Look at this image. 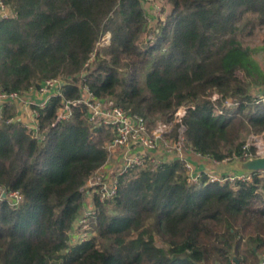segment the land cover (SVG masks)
<instances>
[{"label":"trees","instance_id":"1","mask_svg":"<svg viewBox=\"0 0 264 264\" xmlns=\"http://www.w3.org/2000/svg\"><path fill=\"white\" fill-rule=\"evenodd\" d=\"M6 1L13 15L0 21L1 85L26 92L47 78L61 77L65 84L62 95L40 110L43 139L20 120L8 122L16 116L14 105L0 113V188L23 195L18 205L0 198V264H260L264 172L224 183L205 175L192 184L179 159L126 171L113 199L96 196L94 234L74 243L84 187L112 157L114 131L91 124L84 106L73 107L67 120L57 113L63 100L80 97L82 83L142 115L150 129L189 105L195 151L217 161L234 152L242 157L245 137L264 133V75L241 39L264 29V0H167L177 12L141 50L166 54L162 48L176 24L193 45L158 80L154 67L147 71L138 92H127L144 72L135 61L117 71L114 86L85 71L109 17L117 11L126 22L130 13H143V0ZM218 137L234 142V151L226 152Z\"/></svg>","mask_w":264,"mask_h":264},{"label":"built area","instance_id":"2","mask_svg":"<svg viewBox=\"0 0 264 264\" xmlns=\"http://www.w3.org/2000/svg\"><path fill=\"white\" fill-rule=\"evenodd\" d=\"M12 15V9L7 1L0 0V21L8 19ZM64 84L65 81L61 77L47 78L38 87H32L29 91L20 92L17 90H6L0 82V113L7 106H17L18 104L26 106L29 113L28 120L23 121L16 113V116L8 119V122L20 120L32 132L34 137L43 139L44 137L40 132V110L47 106L52 97L62 95V87ZM33 92L44 97L38 101L29 95ZM217 97V95L214 96V99H217ZM231 103L229 102V104ZM75 106H84L86 108L91 124H103L113 128L114 137L109 143L108 148L112 157L115 155L118 156L119 164L115 173L112 174V168H115V165L112 163L111 157L84 187L85 193L88 195V200L85 201L84 210H81L71 231L74 243L85 241L94 234L91 221L98 212L96 196L102 202L113 199L118 192L119 177L130 168L143 166L148 161L152 163H162L165 160L174 159L183 161L187 171L188 181L192 184L200 183L205 175L207 176V181L211 183L251 180L250 171L223 174L213 170L199 171L195 169L189 159V155L192 153L204 159L211 160L215 164L231 158L217 161L193 149L189 142V105L179 106L171 120L159 121L152 129L148 127L142 115L127 112L123 107L117 105L113 99L97 96L86 83L81 84V95L78 99L63 100V105L57 113V119H69ZM247 148L249 147L245 146L242 157L238 154L235 155L239 156L238 158H241L243 161L264 157L263 151L250 153ZM4 193L7 194L6 198L13 205H18L23 199L20 191L7 193L0 188V198L3 197ZM260 264H264V259H262Z\"/></svg>","mask_w":264,"mask_h":264},{"label":"rangeland","instance_id":"3","mask_svg":"<svg viewBox=\"0 0 264 264\" xmlns=\"http://www.w3.org/2000/svg\"><path fill=\"white\" fill-rule=\"evenodd\" d=\"M176 12L173 5L167 0H143V13L138 11L130 13V18L126 22H122L119 13L115 11L105 23L103 35L85 72H89L92 76L91 79L100 81L101 84L114 86L118 79L117 71L131 69L135 61L138 66L143 67L144 72L132 82L130 89L127 87V92L131 89L138 92L139 81L143 80L145 73L153 67L156 72L154 78L158 80V76L166 74L168 66H176L180 62V58L191 50L193 44L180 36V27L177 24L169 43L162 48L166 54H163L161 50H156L150 56L145 55L140 48L141 43L148 42L158 35L161 29L160 24L164 23L170 14ZM142 23H144V28L141 31ZM241 39L245 45L252 49V57L264 75V29L258 28L252 34H246ZM241 75L244 76L242 72ZM253 84V89L256 92L259 89L257 81H253ZM216 95L219 97L215 93L213 99ZM259 95L262 96L263 92ZM229 102L231 100L227 104ZM245 140L246 147H254L253 152H264V133L248 135ZM217 143L222 145L226 152L234 151V142L223 141L218 137ZM235 154L237 153L234 152L232 156L227 157L231 159L217 163L221 169L220 172L234 174L237 173L236 170L242 171L237 168V164L243 160ZM112 163L115 165V168H112V174H114L119 164L117 155L112 157ZM85 196L87 201L88 195Z\"/></svg>","mask_w":264,"mask_h":264},{"label":"crops","instance_id":"4","mask_svg":"<svg viewBox=\"0 0 264 264\" xmlns=\"http://www.w3.org/2000/svg\"><path fill=\"white\" fill-rule=\"evenodd\" d=\"M29 95L37 99L38 101L44 97L43 95H39L36 92H33L32 94H29ZM16 110H17V115H19V117L23 121H26L29 119V113H28V109L26 108V106L18 104L16 106ZM189 159L193 163L196 170H199V171L213 170L215 172L222 173L220 172L221 169H219L217 164L213 163L211 160L204 159L198 156L197 154H194V153L190 154ZM236 171L238 172V170Z\"/></svg>","mask_w":264,"mask_h":264},{"label":"water","instance_id":"5","mask_svg":"<svg viewBox=\"0 0 264 264\" xmlns=\"http://www.w3.org/2000/svg\"><path fill=\"white\" fill-rule=\"evenodd\" d=\"M237 168L242 171H257L264 172V157H257L246 161L239 162ZM3 197L6 198L7 194L4 193Z\"/></svg>","mask_w":264,"mask_h":264}]
</instances>
